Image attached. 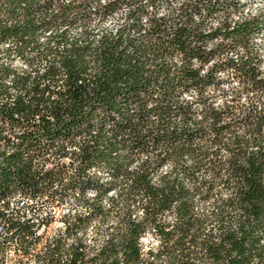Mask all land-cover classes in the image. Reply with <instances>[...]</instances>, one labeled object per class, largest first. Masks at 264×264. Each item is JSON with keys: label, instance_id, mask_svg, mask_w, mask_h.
I'll return each instance as SVG.
<instances>
[{"label": "clouds", "instance_id": "clouds-1", "mask_svg": "<svg viewBox=\"0 0 264 264\" xmlns=\"http://www.w3.org/2000/svg\"><path fill=\"white\" fill-rule=\"evenodd\" d=\"M81 2L76 0L77 4ZM72 4L73 0H38L34 7L40 6L41 10L35 13V23L40 25L42 21L60 17L62 8ZM213 6L218 10L209 16L208 10ZM197 7L199 12L195 10ZM87 12L88 17L76 19L74 25L70 22L76 17L75 12L69 14V23L57 19L51 28L41 27L35 43L22 53L20 50L25 46L15 36L0 42V84L4 86L0 90L4 92L0 95V108L4 105L14 108L18 97H23L24 104H29L32 95H37L28 94L33 82L53 67L58 72L55 80L59 83H52L51 77L41 79V88L51 84L53 91L67 93L69 76L68 69L63 66L65 56L78 60L76 71L82 77L77 81L79 85L85 80L91 84L93 80L104 78L106 73L110 74V69L105 68L103 52L121 39L120 51L127 48L126 56L133 57L130 65L124 67L136 65L145 78L155 80L159 75L160 82H163L161 68L171 69V78L187 63L185 54L169 43L175 38L176 29L187 28L193 33L188 42L190 50L202 48L205 54L215 53L207 61L189 57L190 68L199 71L201 80H206L215 69V82L202 84L199 88L176 89L173 112L166 118L172 121L168 130L182 131L187 127L195 132L204 128L207 134L197 135L191 144H187V138L178 141V144L192 149L179 154L169 155L164 151V142L158 150H153L150 144L146 153H119L128 159L122 161L124 166L118 176L111 175L104 163L94 160L91 166H86L84 181L86 184L90 179L93 186L79 184L74 189L68 185L73 178L79 179L78 169L84 166L80 159L84 155L82 149L91 140L88 133L74 135L68 140L58 139L55 147H48L44 152L34 149L36 158L32 162V172L39 173L37 179L48 172L54 175L51 180L40 181V191L14 184L11 193L0 198V213H3L0 216V264H71L77 248L83 257L76 264H89L93 260L95 264H104L105 257L101 253L113 246L116 255L110 256L108 264L117 258L124 264L123 245L132 238L133 225L139 226L136 246L140 259L130 264H177V261L179 264H231L233 260L246 257H250L246 264H264L261 258L264 255V229L253 233V238L258 240L254 249L252 239L244 243V248L252 249L251 252L245 251L241 255L233 248L236 242L243 240L246 231H251L247 222L249 213L244 210L250 205L241 203L240 195V188L248 191L249 186L238 184L239 177L235 172L240 166L249 168L248 158L264 148V128L256 131L261 117H264V0H219V3L217 0H203L202 3L200 0H155V3L153 0H93ZM246 22L255 27L246 36L195 38L201 33L210 36L217 30L234 32ZM13 23L8 21L7 26L12 27ZM134 24L136 28L132 27ZM65 33L64 41L58 43ZM129 39L136 42L135 46H128ZM37 44L39 47L33 51ZM73 45L87 51L73 52ZM229 61L234 64L229 66ZM217 65L223 67L217 68ZM5 69L10 72L5 73ZM251 69L256 72L254 79L244 76ZM17 76L31 77L26 87L15 86ZM186 83L192 84L193 81ZM155 87L154 83L151 88ZM44 95L47 97L51 93ZM140 95L144 97L143 92ZM51 99L64 108L69 107L59 95H52ZM156 107L152 101L147 103L149 110ZM181 107L190 109L187 124L184 114H177ZM84 110L90 111L87 107ZM137 112L138 105L133 104L131 113ZM214 112L220 114L218 122L212 115ZM13 115L22 123L14 125L11 121L0 120V127L4 129L2 135L12 141L10 146L7 140L0 139V152L6 157L18 151L16 145L22 141L17 137L35 130L24 123V115L19 112ZM41 115H47L55 124V117L42 112L34 117L36 125L41 124ZM116 118L120 119L119 116ZM63 119L70 121L71 116L64 115ZM148 120V126L152 127L153 123H160V116L153 113ZM138 121L139 116H135L133 122ZM91 123L94 126L91 135L96 136L100 121L94 119ZM213 125L226 130L215 133ZM80 127L86 129L88 125L85 123ZM113 127L111 122L105 124L106 131ZM143 131L147 132V128ZM107 134L111 136V132ZM213 140L217 142L211 143ZM40 144L41 147L48 144L47 138L41 139ZM61 145L66 154L61 152ZM27 160L28 154L24 157L25 163ZM61 167L65 169L62 176L59 175ZM193 175L195 179L191 178ZM141 176H146L147 184L137 187L135 181ZM177 179L189 195L174 200L167 209L156 210L157 204L148 194V187L167 190ZM45 185H50L47 192L44 191ZM209 188L210 198L202 199L209 195ZM185 201L192 207L187 216L181 217L178 209ZM97 208L102 211L97 212ZM13 223L24 225L29 231L14 228ZM242 226L244 231H241ZM161 228L164 233H172L171 239L161 234ZM185 235L184 247H180L177 241ZM229 236L233 239H227ZM209 249H219V259Z\"/></svg>", "mask_w": 264, "mask_h": 264}, {"label": "trees", "instance_id": "trees-1", "mask_svg": "<svg viewBox=\"0 0 264 264\" xmlns=\"http://www.w3.org/2000/svg\"><path fill=\"white\" fill-rule=\"evenodd\" d=\"M93 0H82L81 3L77 4L76 0H73L72 5L62 8L60 17H53L52 21H42L40 25L35 23V13L41 10L38 5V0H0V42L3 39L15 36L18 41L25 46L21 49V53L26 50V48L35 43L36 34L40 31V28H51L57 19L62 20L64 23H69V14L76 13V17L70 22L72 25L75 24L76 19L87 18V10L90 8ZM202 3L203 0H200ZM155 3V0H153ZM219 3V0H217ZM26 5V7H24ZM49 7L51 4L49 3ZM199 12V8L195 9ZM218 9L213 6L208 10L209 16ZM189 17V21H190ZM23 20V23H21ZM8 21H14L12 27H8ZM136 28L137 25L132 26ZM159 29H157L158 31ZM255 30L254 25H250L247 22L244 25L238 26L234 32L222 33L219 30L210 34V36L205 37L202 33L196 35L197 40L213 39L216 36L224 35L225 38L228 37H240L246 36V34ZM153 33H149L152 35ZM67 33H65L57 42H63L66 38ZM193 33L187 28H178L175 31V38L169 41L175 50H179L185 54V59L187 63L184 68L178 70L177 74L173 77H169L171 69L161 68L160 74L164 76L163 82H160L159 75L153 80L151 77L145 78L142 75L141 69L136 65H131L130 67H124L130 65V61L133 57L126 56L127 48L120 51V46L123 44V40L117 41L105 48L103 52L105 68L110 69V74L106 73L104 78L93 80L91 84L87 80L84 81L83 85H79L77 81L82 79L79 73L76 71V66L78 60L72 59L69 56L63 58V66L68 69L69 79L66 82L68 87L67 93L56 92L52 90L51 84L46 85L41 88V79L52 78V83H59L55 80V76L58 75L57 70L53 67L48 70V72L43 77H38L33 83L34 86L28 93H36L37 95H32L29 104H24V98L18 97L16 101V106L9 109L7 105L0 108V120L11 121L14 125H19L22 121L17 120L13 113L19 112L25 116V121L29 128L35 129L34 131L25 132L22 137H17L22 142L16 145L18 151L14 153L11 157H6L4 152H0V158H3V163H0V198L11 193L12 185L17 187L23 186L25 189L33 188L36 191H40V181L51 180L54 173L48 172L44 177H37L39 173L32 172V162L36 158L33 154L35 149L37 152H44L48 147H55V141L58 139L68 140L74 135L79 136L84 132H87L91 137V140L84 144L82 149L84 155L80 157L83 162L82 167L78 169V178H73L72 182L68 185L70 188H75L79 184L85 187L93 186V182L88 179L85 184L86 176V166H91L95 161L102 162L110 170V174L114 176L120 175V170L123 168V160H127L128 156H121L119 153L126 152L128 155H136L138 152L146 153L149 150L150 144L153 150H158L161 148L162 142H164V151H167L169 155L179 154L185 151H190L192 149L187 148L184 144H178V141H182L187 138V144H191L194 137L197 135H206L204 128H199L198 131H192L191 129L185 127L182 131L173 129L169 132V126L171 125V119H166L171 116L173 112L172 100L176 97V89L178 87H200L202 84L207 85L215 82L214 72H210L206 80H201L199 78V71L192 70L190 68L189 57H198L201 60L207 61L209 56L215 53L205 54L202 48L189 49V40L192 38ZM25 37H30V39H25ZM55 39V38H53ZM246 43V39L244 40ZM135 41L129 39L128 46H135ZM36 48H33V51ZM224 46L222 45L221 48ZM137 52L140 51L139 48L136 49ZM73 52L80 53L82 51H87V49H79L73 45ZM167 51V50H165ZM43 55V54H41ZM46 58V57H45ZM139 60H137V65ZM234 64L233 61H229L228 65ZM223 65H217V68H222ZM134 69V70H132ZM5 73H9V69L4 70ZM255 69H251L244 73V76L248 79L255 78ZM30 76L19 77L15 81L16 87H26ZM2 79V77H0ZM193 81L192 84H187V81ZM155 83L156 87L151 88ZM123 85V87H121ZM151 88V91L149 90ZM4 89V86L0 84V90ZM157 90L159 95L157 96ZM144 93V97H141L140 93ZM45 93H51V95L45 97ZM4 94L0 91V95ZM52 95H59L65 103L69 104L68 108H64L59 102L53 101L51 99ZM65 96L67 99L65 100ZM11 97L9 96V99ZM152 101L157 104L154 109H147V103ZM35 104V107H32ZM44 105L41 108V105ZM51 104L52 107H48ZM133 104L138 105V112L135 114L131 113V106ZM89 108L90 111L85 112V108ZM100 110L99 112L97 110ZM188 111L183 107L180 108L179 113L184 114L185 124L190 119L188 116ZM48 113L55 117V124L47 118V115H41V124L36 125L33 120L35 115L40 113ZM115 113V115H113ZM158 114L160 116V123L157 125L153 123L152 127H149L150 121L148 117L151 114ZM64 115L71 116V120L65 122ZM214 119L218 122L220 114L212 113ZM117 116L120 117L117 120ZM135 116H139V121L134 123ZM99 120L100 127L98 135L92 136L93 124L92 120ZM111 122L114 127L110 129H105V124ZM87 123L88 127L82 129L80 126ZM227 127V126H226ZM147 128V132L143 129ZM260 128H264V117H261L259 121V127L256 131L259 132ZM226 130L225 128H216L215 125L212 126V131L215 133H220ZM4 129L0 127V139L7 140L8 145L11 146L12 141L2 135ZM111 132V136L107 134ZM124 138L121 140L120 137ZM43 138H47L48 144L41 147L40 141ZM203 138V137H201ZM74 142V141H73ZM211 143H216L217 140L210 141ZM259 143V142H257ZM61 152L66 154V151L61 145ZM28 154L27 163L24 161L25 155ZM116 154V155H114ZM75 155V154H74ZM246 155V153H245ZM214 163V162H212ZM235 163V162H234ZM247 163L250 165L249 168H244L240 166L236 169L235 175L239 178L237 179L238 184H247L249 190L245 191L243 187L240 188V195L242 196L241 203L250 205L244 210L249 213V220L247 221L251 226V231H246L244 233V238L241 241L236 242L233 248L238 249L240 254L243 255L245 251L251 252L255 248V244L258 240L253 238V233L259 229H264V148L259 153H254L250 158H248ZM7 165V166H5ZM147 166V164H146ZM15 168V171H13ZM183 171L188 172V169H183ZM65 169L61 167L59 169V175H64ZM219 175V173H217ZM195 179L193 175L191 177ZM62 182V181H61ZM137 187H143L147 184L146 176H141L135 181ZM177 185L179 186V191H177ZM207 186V185H205ZM50 185H45L44 191L47 192ZM135 190V189H134ZM200 190L197 189V192ZM148 194L153 197V201L157 204V209H167L174 200H180L188 196V191L184 188L183 183L178 179L173 181L167 190H156L151 187L147 189ZM211 188H209V195L202 197V199L210 198ZM192 205L188 202H184L178 209L181 217L187 216ZM97 212L102 210L97 208ZM254 217V221L252 220ZM82 222V221H81ZM153 223L155 221L153 220ZM12 227H19L22 231H29L24 225L18 223H13ZM192 225L190 224L189 227ZM139 231V226H132V238L128 240L126 244L123 245L125 261L124 264H130L131 261H138L139 249L136 246V235ZM241 231H244L243 226ZM162 235H166L169 239L172 237V233H164L163 229H160ZM227 239H233L229 236ZM252 239V249H245L244 243ZM186 240V235L182 236L177 244L180 247H184V241ZM194 243V241H192ZM80 247H83L81 245ZM76 258L72 260L71 264H76L78 259L83 257V253L76 250ZM217 259H219V249H209ZM116 255V247L113 246L111 249H106L101 253V256L105 257L104 264H108L110 256ZM250 257H246L244 260H233L231 264H246ZM262 260H264V255H262ZM89 264H95V260L90 261ZM111 264H121L120 260H111ZM179 264V261H177Z\"/></svg>", "mask_w": 264, "mask_h": 264}, {"label": "built area", "instance_id": "built-area-1", "mask_svg": "<svg viewBox=\"0 0 264 264\" xmlns=\"http://www.w3.org/2000/svg\"><path fill=\"white\" fill-rule=\"evenodd\" d=\"M3 215V213H0V216H2Z\"/></svg>", "mask_w": 264, "mask_h": 264}]
</instances>
